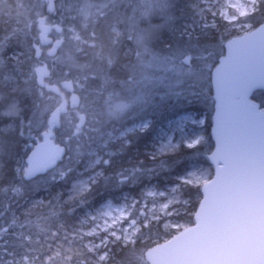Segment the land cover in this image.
Segmentation results:
<instances>
[{"label":"trees","instance_id":"1","mask_svg":"<svg viewBox=\"0 0 264 264\" xmlns=\"http://www.w3.org/2000/svg\"><path fill=\"white\" fill-rule=\"evenodd\" d=\"M62 1L51 12L44 0H0V264H19L25 256L47 264H151L150 249L195 223L202 186L215 169L212 72L227 41L243 30L212 16L203 0H173L163 16L152 17V35L141 49L145 43L132 36V29L119 24L117 36L114 22L83 25L79 13L86 5L68 0L69 9ZM43 16L64 38L53 57L37 54ZM244 21L253 28L264 22V0ZM207 22L211 25L202 26ZM91 39L96 43L86 45ZM148 53L181 63L175 92L160 80L152 83L154 74L141 64ZM185 56L193 64L186 66ZM42 64L49 66L44 78L37 73ZM170 70H164L165 77ZM63 80H72L79 96L76 106L62 107L60 126L53 130L63 155L53 167L28 176L29 154L63 97H70L62 90L64 95L47 91L45 84ZM253 98L264 108L263 90ZM185 114L204 123H187L170 143L160 145L161 130ZM142 121H148L146 127L120 136ZM194 139L197 143L187 144ZM195 172L206 181H184ZM149 190L168 195L158 218L147 213L155 199L146 196ZM125 199L132 204L127 223L137 227L130 240L81 232L92 226L91 214ZM143 205L146 212L140 213ZM94 243L101 246L90 248Z\"/></svg>","mask_w":264,"mask_h":264},{"label":"water","instance_id":"2","mask_svg":"<svg viewBox=\"0 0 264 264\" xmlns=\"http://www.w3.org/2000/svg\"><path fill=\"white\" fill-rule=\"evenodd\" d=\"M40 22L45 43L52 44V26L46 17ZM37 51L40 56V46ZM48 71V64L37 69L40 78ZM212 85L213 177L202 186L195 223L150 249L151 264H264V108L252 98L264 90V22L228 42ZM60 87L75 91L72 80L45 85L54 93ZM53 123L60 126V111L49 118ZM62 152L51 140L37 144L27 158V175L53 167Z\"/></svg>","mask_w":264,"mask_h":264},{"label":"rangeland","instance_id":"3","mask_svg":"<svg viewBox=\"0 0 264 264\" xmlns=\"http://www.w3.org/2000/svg\"><path fill=\"white\" fill-rule=\"evenodd\" d=\"M44 1L46 2L47 10H49L52 0H44ZM81 1L84 3V5H86L84 8L85 11H81L79 13L80 14L79 19L82 21L81 23L83 25L85 23L87 25H92L93 23H97L99 21H105V22L110 21V23L114 22L115 24L114 23L112 24L117 26H114L112 30L118 36L119 34L118 25L122 24L124 25V27L127 29L128 32L132 30L135 32L134 35L132 36H136L135 39L140 44L142 43L141 45L145 43V45L142 46L141 49H143L144 47L147 48L146 43L149 41L152 35V30H153V24L151 21L152 17L163 16L167 12V10L170 9L173 2V0H100L99 2L96 3H94V1L90 2L89 0H81ZM258 1L259 0H213L212 3L209 2L204 9L206 11L211 10L212 16L218 17L223 22L227 23L228 24L227 26L231 27L232 29L234 28V30H239V31L243 30V33H245V31L249 30L248 29L249 25L242 24L241 26H239L235 24L241 21L251 12H253L257 6ZM61 4H64V1H62ZM65 4L64 5L67 8L71 9L70 1L66 0ZM113 5H116L115 6L116 9L114 11H112L111 9ZM211 6H216V7L212 8ZM51 12H55V11H51ZM211 20L213 21L210 22L213 23L216 19H211ZM210 22H207L202 26H210L211 25ZM47 24L54 25L53 23H49V22H47ZM39 26L41 30L42 24L40 23ZM96 33L95 32L91 33V36L92 35L96 36L97 35ZM47 37L48 36L44 35L41 32V44H42L41 49L43 55H45L46 57H53L56 55V52L61 47L62 43H64V38L56 36L53 33L52 35L53 43L46 45L45 40ZM228 41L226 43V49H227ZM82 43H85L84 40H82ZM95 43L96 41L94 39H91L86 42V45L90 46L91 44H95ZM51 51H53V53ZM187 57L189 56H185V58L182 59V62L186 66H190L191 64H193L192 63L193 60L192 58H190L189 62L187 63L185 61ZM166 58L169 61L170 60L171 61L170 62L164 61L163 59H159L158 57H154L153 55L148 53L145 57V61L143 60L141 64L143 67L148 68L149 72H152L154 74L155 77L152 81L154 85H158V80H160L162 82V86L169 87L171 88L172 91L175 92L176 90L175 80L176 77L181 74L180 72H177L180 71L181 69H177V68L181 63L179 62L177 63L176 60H174V57L172 56ZM169 67L171 68V70L167 72H171V73L167 78L165 77L164 70L168 69ZM48 74L49 71L42 78H44ZM177 79H179V77H177ZM61 90L65 94H67L65 90L63 89ZM62 91H60V94L62 93ZM61 95L64 94L62 93ZM63 99H64L63 104L59 107L60 111L62 107L65 108L68 104H70L71 106H76L79 103V96L78 94H75V91L74 93H70L69 99H66L64 97ZM126 106L127 105L121 107H126ZM187 123H198L202 125L204 123V118L196 120L193 114H185L169 122L167 127L161 130V135L159 140L160 145H166L167 143H170L174 137V134L176 132H182ZM147 124L148 121L139 122L137 123V125H134L130 129L123 131L120 134V136L121 137L125 136L127 132L132 131L133 129H142L146 127ZM55 126H56L55 123L49 125L48 130L43 134L41 142H46L51 140L55 144V141L53 139V132H54L53 130ZM197 141L198 139H194L188 141L187 144L192 145L197 143ZM61 155H63V152ZM60 156L56 159L58 160ZM184 181L191 183L202 182V181H206V176L201 172H195L192 174V177L189 180L185 179ZM166 195H167L166 193L157 192L156 190H149L146 193V196L155 198L153 205L151 207H148L147 209V213L149 214L150 217L158 218L159 214L163 215L165 208H167L168 206L166 201L162 199L163 197H166ZM145 207L146 205H143L144 210H141L140 213L146 212ZM131 208H132V204H131V200L129 199H125L123 202L118 204L109 201L101 209L97 210L95 213L90 215L89 219L93 221L92 226L88 230H83V231L81 230V232L85 235L94 236V237L100 235L101 233H104L108 236L112 235L115 237H125L127 240H130L137 231V227L133 221L127 223V218L131 213ZM99 246H101V243H94L90 248H95ZM36 258L37 257H35V260ZM47 263L48 262L39 263L33 261L27 256L23 257L19 261V264H47Z\"/></svg>","mask_w":264,"mask_h":264},{"label":"flooded vegetation","instance_id":"4","mask_svg":"<svg viewBox=\"0 0 264 264\" xmlns=\"http://www.w3.org/2000/svg\"><path fill=\"white\" fill-rule=\"evenodd\" d=\"M58 1H59V0H52V2H51V4H50V7H51V6L54 7V11L56 10V7H57V5H58ZM202 2H203L204 4H206V5H208V3H209L210 1H207V2H206L205 0H203ZM211 7L214 8V7H216V6H211ZM253 12H254V11H253ZM253 12H251V13H253ZM251 13H250V14H251ZM244 20H245V18H243L241 21H239V22L236 23L235 25H239V26H241L242 24H243V25H249V27H248L249 30H247V31H245V32H248V31L254 29L252 24H250V23H248V22H246V21H244Z\"/></svg>","mask_w":264,"mask_h":264}]
</instances>
